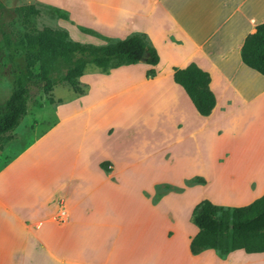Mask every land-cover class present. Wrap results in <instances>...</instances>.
<instances>
[{
  "label": "crops",
  "instance_id": "0c3cea01",
  "mask_svg": "<svg viewBox=\"0 0 264 264\" xmlns=\"http://www.w3.org/2000/svg\"><path fill=\"white\" fill-rule=\"evenodd\" d=\"M32 2L65 11L77 41L100 44L79 27L145 33L160 61L88 65L85 92L53 103L52 122L3 141L0 264H264V251H191L199 202L264 196V75L241 54L264 0ZM192 62L211 77L209 115L174 79Z\"/></svg>",
  "mask_w": 264,
  "mask_h": 264
},
{
  "label": "trees",
  "instance_id": "16d2710c",
  "mask_svg": "<svg viewBox=\"0 0 264 264\" xmlns=\"http://www.w3.org/2000/svg\"><path fill=\"white\" fill-rule=\"evenodd\" d=\"M3 8L4 3L0 0V60L7 55L18 65L17 58L21 57L24 67L18 65L10 95L5 101L0 99V149L3 141L12 137L29 113L35 88L49 92L55 83L65 82L76 92L84 93L79 78L88 65L108 71L123 64L138 63L146 48L150 53L146 63L156 66L160 61L157 48L141 32L114 40L81 27L102 38L104 42L100 44L72 40L65 29L45 28L36 35L16 38L2 27ZM241 54L245 64L264 75V22L246 38ZM36 65L40 67L38 73L34 71ZM174 70L175 81L184 87L197 110L202 115H209L217 102L210 88V74L194 62ZM147 75H156V69H149ZM109 164L102 162L107 170ZM190 181L203 182L201 178ZM191 219L199 227L191 242L194 254L208 248L218 249L222 254L239 248L247 252L264 251V196L244 207H225L204 199L195 206Z\"/></svg>",
  "mask_w": 264,
  "mask_h": 264
},
{
  "label": "rangeland",
  "instance_id": "374dc122",
  "mask_svg": "<svg viewBox=\"0 0 264 264\" xmlns=\"http://www.w3.org/2000/svg\"><path fill=\"white\" fill-rule=\"evenodd\" d=\"M2 1L4 3V8L1 11L2 27L6 30V32L11 33L16 38H25L26 35H36L45 28L55 30L65 29L70 34L69 26L64 25L62 22L63 20L68 21V16L63 10L43 3H35L32 2V0ZM70 26L75 30L74 24ZM79 29L82 32L88 33L80 27ZM95 37L98 38V43L104 42L102 38L98 36ZM69 38L76 40L73 35L71 36V34ZM6 56L0 60V99L2 101H5L11 93L15 69L18 68V65L19 67H24V62L21 57L17 58L19 64L16 65L15 62L9 60ZM93 68L94 66L89 65L87 70ZM34 71L36 73L40 71L39 65L34 67ZM79 94L82 93L76 92L68 83L65 82L55 83L49 92H41L35 88L30 102L29 113L23 118L20 125L14 132L17 133L18 136H22L24 130L27 128L35 129L38 124H40V128H42L44 126L41 125L43 121H47L48 118L51 119L50 122L54 120V107L58 104V101L59 103L69 102ZM53 103H55V105ZM1 159L2 155L0 150V160ZM192 184L193 183L190 180L186 182V186H190ZM173 188L176 189V187ZM184 188L185 187H182V189Z\"/></svg>",
  "mask_w": 264,
  "mask_h": 264
},
{
  "label": "water",
  "instance_id": "95a60500",
  "mask_svg": "<svg viewBox=\"0 0 264 264\" xmlns=\"http://www.w3.org/2000/svg\"><path fill=\"white\" fill-rule=\"evenodd\" d=\"M149 55H150V53L148 51V48H146L145 51H144V53H143V55H142L141 61L142 62H146L147 59H148V57H149Z\"/></svg>",
  "mask_w": 264,
  "mask_h": 264
}]
</instances>
